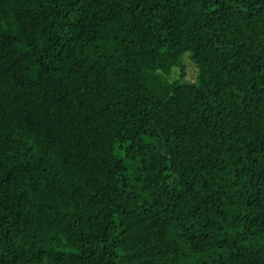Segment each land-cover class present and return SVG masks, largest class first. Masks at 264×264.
I'll use <instances>...</instances> for the list:
<instances>
[{
    "label": "trees",
    "instance_id": "obj_1",
    "mask_svg": "<svg viewBox=\"0 0 264 264\" xmlns=\"http://www.w3.org/2000/svg\"><path fill=\"white\" fill-rule=\"evenodd\" d=\"M0 264H264V0H0Z\"/></svg>",
    "mask_w": 264,
    "mask_h": 264
},
{
    "label": "rangeland",
    "instance_id": "obj_2",
    "mask_svg": "<svg viewBox=\"0 0 264 264\" xmlns=\"http://www.w3.org/2000/svg\"><path fill=\"white\" fill-rule=\"evenodd\" d=\"M184 63L186 64V67H187L186 80L192 81L195 77V67L188 57L184 58Z\"/></svg>",
    "mask_w": 264,
    "mask_h": 264
}]
</instances>
